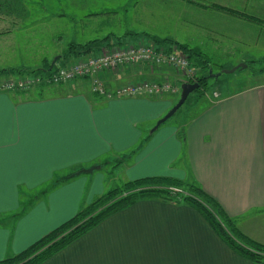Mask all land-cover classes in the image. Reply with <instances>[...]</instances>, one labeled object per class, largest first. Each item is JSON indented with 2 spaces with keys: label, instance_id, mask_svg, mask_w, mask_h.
Masks as SVG:
<instances>
[{
  "label": "crops",
  "instance_id": "obj_1",
  "mask_svg": "<svg viewBox=\"0 0 264 264\" xmlns=\"http://www.w3.org/2000/svg\"><path fill=\"white\" fill-rule=\"evenodd\" d=\"M131 1L128 9L124 5V12H130V20L139 27H127L125 33L139 35L123 45L142 42L145 38H139V31L152 30L161 33L157 37L205 54L213 63L212 72L222 74L223 57L233 54L238 57L230 62L237 64L258 61L251 44H264L262 23L184 0ZM199 1L264 21V9L252 7L251 0ZM73 6L80 10L74 15L80 22L82 18L90 22L99 12L87 11L82 2ZM195 64L199 76L200 67ZM263 75L261 71L253 77ZM99 77L110 88L143 80L180 87L184 80L169 66L145 63ZM87 81L77 79L41 94L0 90V217L18 210L20 189L36 191L54 174L98 165L95 171L29 201L14 221L0 222V259L8 251H22L115 184L114 174L106 175V167L132 151L118 166L125 180L169 176L196 181L236 219L243 233L264 244V77L226 94L215 79L218 86L214 84L210 96L194 97L187 109L190 117L181 127L176 120H168L152 134L148 129L175 104L176 99L169 96L176 94L104 98L94 94ZM41 264L253 263L233 253L191 207L141 200L110 215Z\"/></svg>",
  "mask_w": 264,
  "mask_h": 264
},
{
  "label": "rangeland",
  "instance_id": "obj_2",
  "mask_svg": "<svg viewBox=\"0 0 264 264\" xmlns=\"http://www.w3.org/2000/svg\"><path fill=\"white\" fill-rule=\"evenodd\" d=\"M146 1L150 2L149 0ZM25 2L27 4L28 11L21 19L18 18L17 20H13V15L0 14V70H18V73L12 75L0 73V84L10 85L11 83H13L11 84L12 87L3 91L16 93L34 92L35 94H41L46 92V90L50 89L51 87L67 83L71 84L78 78L65 83H50L46 81L44 74L45 72L42 69L45 68L48 64H51L53 58L57 55H59V57L54 62V67L67 65L73 62L75 59L77 60L78 58L97 54V52H99V50H94L92 51V53H88L87 55L75 57L73 54L66 53V49L70 44L83 45L95 39L99 40L107 34H109L110 37H120L119 41H121V43H125L131 41L129 40L131 38V35L125 36V28L132 27L133 30H136L139 27L134 20H130V12H124L126 5H128L127 9L129 8L128 0H25ZM77 2L86 4L85 9L87 11H99L103 13H96L97 15L94 16L90 20V22L85 21L84 18H82L83 22H80L78 17L74 18V15H76L75 12L78 16V13L80 11L78 10V8H74L73 6V4L77 5ZM186 3L194 5L189 2ZM250 5L258 9L262 8L261 10H263L264 0H251ZM194 6L202 8L207 7L197 5ZM163 7H169V5H163ZM159 11L161 13H164V10ZM82 13L83 12H80V14ZM88 17L89 16H87L86 18ZM166 26H170V21H167ZM75 28L78 31H76ZM151 31H139V38H145V40L142 39V43H152L147 35H161V33ZM175 44L176 43L172 40V43L168 44V46L166 43H161L160 45L168 47L170 48V50L175 49L177 52H180ZM14 46L16 48V52H14L13 55L12 48H14ZM251 49L252 51H254L253 53L256 54L254 58H258V61H255L253 63L252 61H244L246 63V67L238 68L232 73H222V76L218 77L217 82L224 87L221 89V91L225 94L231 93L232 91L244 89L249 85L262 80V78L264 77V75L262 78L253 77L254 73L264 71V44L262 41H260L258 45H256V47L251 44ZM235 56L238 57V55L235 54H233V56H231L230 58H228L227 56L223 57V64L226 66L219 71L229 70L237 65V63L235 62H230L234 60ZM43 60H45V63H43ZM189 63L190 66L194 68V62H191L189 60ZM199 67L200 68L198 69L199 71L197 73L199 75H206L207 71L202 69L201 66ZM173 69L176 70V72L181 77L183 76L182 71L175 68ZM213 73L218 72L214 71ZM208 80L209 81H206V89L204 90L205 93H209L210 96V92L214 90V84L216 82H214L215 79L212 78H209ZM21 84H25L26 87L24 89H20ZM173 84L176 85L175 83ZM216 85L218 86L217 83ZM195 96H199H197V92L193 91L192 93H190L183 105L168 120H176L175 122H178V125L181 127L182 123L185 120H188L190 117V115H187L189 113L187 112V109L189 106H191L192 100ZM169 98L176 99L177 101L179 98V93L174 96H169ZM154 124L148 129V134L149 130L154 126ZM118 160L119 163L115 165V162ZM121 163L123 162L122 160H120V158L114 159L111 160L108 167H106L107 172L113 170L112 175L114 174L113 183L115 184L109 187L120 185L121 183H123V180H125L121 168L118 169V166H120ZM95 166L98 167L97 164ZM39 193L40 192L36 191L30 192V197L28 198L27 196V202L26 197L24 198L26 204L29 201L42 197L41 195L38 196ZM0 222L3 223V220L1 218Z\"/></svg>",
  "mask_w": 264,
  "mask_h": 264
},
{
  "label": "trees",
  "instance_id": "obj_3",
  "mask_svg": "<svg viewBox=\"0 0 264 264\" xmlns=\"http://www.w3.org/2000/svg\"><path fill=\"white\" fill-rule=\"evenodd\" d=\"M185 1L197 6L221 9L228 13L264 24V21L257 16L227 8L217 3L208 2V4H205L199 0ZM27 11L25 0H0V14L13 15V20L23 18ZM130 35L132 36L135 34L128 32L125 36ZM147 36L155 45L166 43L168 46V44L172 43L170 38L160 39L152 35ZM119 40L120 37H110V35L107 34L99 40L95 39L83 45L70 44L66 49V53L73 54L75 57L84 56L94 50L100 51L101 49H112L116 46H122L123 43ZM112 41L117 43L120 42V44H113ZM175 45L188 60L198 64L202 69L207 71L206 75L196 76L194 81L199 83V87L194 92H197L200 96L203 95L205 93L204 89H206V81L212 78L209 76V69H211L213 65L211 59L195 48L177 43ZM166 48L169 50L168 47ZM49 67L50 64L42 70L48 72L54 67V64L50 69ZM0 73L12 75L18 73V70H0ZM219 76H221V74ZM218 77L215 79H218ZM181 134L182 132H180V136ZM133 154L134 152L132 151L126 155H121L119 158L123 161ZM118 163L119 160L115 162V165ZM96 169L97 167L95 165L89 167L82 166L64 175L54 174L52 180L38 188L36 192H40L38 196L45 195L57 185L84 173H91ZM112 173L113 170H110L106 172V175L112 176ZM29 193V191L20 189L18 210L12 214L2 215L0 218L3 221H14V219L22 215L28 206L26 202L27 196L28 198L30 197ZM25 197L26 202L24 199ZM141 200H160L191 207L207 222L215 235L233 253L253 264H264V244L243 233L237 226L236 219L229 216L214 197L208 194L196 181L181 180L169 176H144L125 180L120 185L105 189L101 194L92 198L88 204L81 205L73 216L42 235L22 251L18 253L8 251L6 255L0 259V264H41L75 242L110 215Z\"/></svg>",
  "mask_w": 264,
  "mask_h": 264
},
{
  "label": "built area",
  "instance_id": "obj_4",
  "mask_svg": "<svg viewBox=\"0 0 264 264\" xmlns=\"http://www.w3.org/2000/svg\"><path fill=\"white\" fill-rule=\"evenodd\" d=\"M168 49L162 45L148 42L126 44L112 49H101L97 54L75 59L67 65L53 67L50 71L44 73L45 79L56 84L69 82L77 78L87 79L91 91L104 98L177 94L180 87L168 82L143 80L110 88L99 77L103 72L113 73L121 68L145 63L155 66H171L182 71L183 82H194L197 75L194 68L190 66L188 58L175 49ZM11 84H0V90L9 89L12 87ZM25 87V84H21L20 89Z\"/></svg>",
  "mask_w": 264,
  "mask_h": 264
},
{
  "label": "water",
  "instance_id": "obj_5",
  "mask_svg": "<svg viewBox=\"0 0 264 264\" xmlns=\"http://www.w3.org/2000/svg\"><path fill=\"white\" fill-rule=\"evenodd\" d=\"M58 59V56L54 57L49 69L53 66L54 62ZM246 67L245 63H239L237 65H235L234 67H232L229 70H221V73H232L234 72L236 69L238 68H244ZM220 75V73H212V70L209 69V76L212 78H216ZM199 87V83L197 82H183L180 85V93H179V98L178 100L175 102V104L173 106L170 107V109L161 117L159 118L154 126L149 130V134H152L153 132H155L158 127L164 123L166 120H168L173 114L176 113V111L183 105V103L185 102V100L187 99V97L189 96L190 93H192L193 91H195L197 88Z\"/></svg>",
  "mask_w": 264,
  "mask_h": 264
}]
</instances>
